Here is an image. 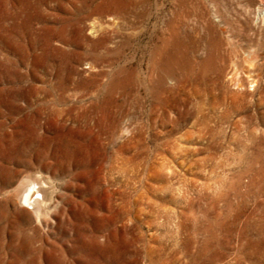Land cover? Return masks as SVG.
<instances>
[{"label":"rangeland","instance_id":"rangeland-1","mask_svg":"<svg viewBox=\"0 0 264 264\" xmlns=\"http://www.w3.org/2000/svg\"><path fill=\"white\" fill-rule=\"evenodd\" d=\"M0 67L2 261L264 264V0H0Z\"/></svg>","mask_w":264,"mask_h":264},{"label":"bare ground","instance_id":"bare-ground-1","mask_svg":"<svg viewBox=\"0 0 264 264\" xmlns=\"http://www.w3.org/2000/svg\"><path fill=\"white\" fill-rule=\"evenodd\" d=\"M119 5V4H118ZM115 11V10H114ZM118 17V16H117ZM16 21V20H15ZM15 27V26H14ZM8 28V27H7ZM18 28V27H17ZM67 29V28H66ZM12 30V29H11ZM14 31V30H13ZM29 31V30H27ZM14 33V32H13ZM35 33V32H34ZM16 34V33H15ZM8 35V34H7ZM14 35V34H13ZM9 37V36H8ZM107 37V36H106ZM16 38V37H15ZM7 39V38H6ZM17 39V38H16ZM15 39V40H16ZM10 40V39H9ZM13 40V39H11ZM107 41V40H106ZM11 42V41H10ZM108 43V42H107ZM110 43V42H109ZM108 45V44H107ZM18 46V45H17ZM104 48V47H103ZM107 48V47H106ZM102 49V48H101ZM106 50V49H105ZM107 51V50H106ZM110 53V52H109ZM114 53V52H113ZM106 55V54H104ZM103 59V58H102ZM107 59V58H105ZM109 60V59H108ZM104 61V60H103ZM110 61V60H109ZM113 61V60H112ZM108 62V61H107ZM1 68V67H0ZM62 82V81H61ZM64 84V83H63ZM81 85V84H80ZM83 85V84H82ZM80 87V86H79ZM85 87V86H84ZM61 89V88H60ZM97 92V91H96ZM106 97V96H105ZM63 98V97H62ZM102 101V100H101ZM108 102V101H107ZM104 103V102H103ZM110 103V102H109ZM100 105V104H99ZM103 106V105H102ZM101 106V107H102ZM112 106V105H111ZM99 108V107H98ZM109 108V107H108ZM111 108V107H110ZM109 108V109H110ZM71 109V108H70ZM87 109V108H86ZM101 109V108H100ZM60 111V110H59ZM66 111V110H65ZM113 111V110H112ZM55 112V111H54ZM64 112V111H63ZM68 112V111H67ZM85 112V111H84ZM111 112V111H110ZM61 113V112H60ZM85 114V113H84ZM92 114V113H91ZM105 114V113H104ZM107 114V113H106ZM111 114V113H110ZM77 115V114H76ZM96 115V114H95ZM78 116V115H77ZM89 116V115H88ZM105 116V115H104ZM226 116V115H225ZM111 117V116H110ZM113 117V116H112ZM111 117V118H112ZM76 118V117H75ZM78 118V117H77ZM92 118V117H91ZM105 118V117H104ZM81 120V119H79ZM91 120V119H89ZM93 121V120H91ZM109 121V120H108ZM111 121V120H110ZM87 122V121H86ZM90 123V122H89ZM107 123V121H106ZM114 123V122H113ZM92 124V122H91ZM95 124V123H94ZM107 126V125H106ZM109 126V124H108ZM113 126V125H112ZM111 126V127H112ZM93 127V126H91ZM96 127V126H95ZM110 127V128H111ZM82 129V128H81ZM85 129V128H84ZM88 129V128H87ZM116 129V128H115ZM114 130V129H113ZM73 131V130H72ZM76 131V130H75ZM83 131V130H82ZM85 131V130H84ZM89 131V130H88ZM91 131V130H90ZM105 131V130H104ZM94 132V131H93ZM99 132V131H98ZM101 132V131H100ZM99 132V133H100ZM108 132V131H107ZM111 132V130H110ZM109 132V134H110ZM74 133V132H73ZM90 133V132H89ZM98 133V134H99ZM117 133V132H116ZM71 134V133H70ZM85 134V132H84ZM92 134V133H91ZM96 134V133H95ZM97 134V135H98ZM1 135V134H0ZM69 135V134H68ZM81 135V134H80ZM79 135V136H80ZM106 135V134H105ZM91 136V135H90ZM83 139H84V136H82ZM111 137V136H110ZM81 138V136L79 137ZM86 138V136H85ZM88 138V137H87ZM92 138V137H91ZM69 139V138H68ZM67 139V140H68ZM102 139V138H101ZM112 139H113V136H112ZM77 140V139H76ZM88 140V139H87ZM96 140V139H95ZM95 140H93L95 142ZM7 141V140H6ZM82 141V140H81ZM74 142V141H73ZM102 145V141H100ZM69 143H71V141H69ZM85 143V142H84ZM91 143V142H90ZM6 144V143H5ZM66 147L68 146L67 148V153L66 155L69 156L70 158V161L74 160L76 165H80L82 164L83 166L85 165V162H87L86 159H88V156L91 158V150L89 147H91V145L89 144H83V142L78 145L79 148L77 149L78 151H76L75 148H73L72 146L70 147L69 144H67L66 142ZM72 145V144H70ZM76 145V144H74ZM77 145V146H78ZM5 146V145H4ZM76 146V147H77ZM96 149V147H94ZM7 150V149H6ZM97 151V149H96ZM98 151H100V149H98ZM95 152V151H93ZM63 153V152H62ZM97 153V152H96ZM100 155V154H99ZM94 158V155H92ZM98 157V155H96ZM96 157V159H97ZM127 158V157H126ZM125 158V159H126ZM134 158V157H132ZM131 158V159H132ZM95 160V159H94ZM90 162V160H88ZM101 161V160H100ZM68 162V161H67ZM72 163V162H71ZM97 164V163H96ZM70 165V164H69ZM88 165V164H87ZM95 165V164H94ZM2 166V165H1ZM86 171V170H85ZM79 172H77L76 174H78ZM83 173V172H82ZM92 174V173H91ZM75 177V176H74ZM80 177V176H79ZM86 178V176H85ZM90 179V178H89ZM23 180V179H22ZM97 181V180H96ZM88 182V181H87ZM98 182V181H97ZM95 183V182H94ZM97 184V183H96ZM90 185V184H89ZM21 186H22V189H21ZM47 183L45 181H43L42 179H38L36 177H33V176H27L22 182L21 184L14 190V195L18 196L20 202L22 204H24L25 206H30V208L32 207L36 213H37V216L38 218L41 217V214H43L42 210L45 206H47ZM93 187H95V184L93 185ZM96 188V187H95ZM94 189V188H93ZM91 191V190H90ZM10 192V191H9ZM97 192V191H96ZM13 193V192H12ZM93 193L95 194V192L93 191ZM95 196V195H94ZM17 198V199H18ZM94 198V197H93ZM18 200V201H19ZM81 201V200H80ZM87 203V202H86ZM83 204V203H82ZM95 206V205H94ZM3 207V206H2ZM81 207V206H80ZM6 208V207H5ZM46 208V207H45ZM32 209V210H33ZM75 209V208H74ZM82 209V207H81ZM1 210V209H0ZM87 210V209H86ZM85 210V211H86ZM48 211V210H47ZM1 212V211H0ZM73 212V211H72ZM91 213V212H90ZM2 214L3 216H7V212L5 210L2 211ZM80 214V213H79ZM87 214V213H86ZM44 216V215H43ZM75 216V215H74ZM91 216V215H90ZM89 216V218H90ZM94 216V215H93ZM92 216V217H93ZM45 218V217H44ZM70 218V217H69ZM78 218V217H76ZM94 219V218H93ZM80 220V219H79ZM92 220V219H91ZM37 221V220H36ZM41 220H39L40 222ZM22 222V221H20ZM94 223V222H93ZM81 224V223H80ZM30 225V224H29ZM79 225V224H78ZM95 225V224H94ZM20 226V225H19ZM18 226V227H19ZM81 226V225H79ZM85 226V225H84ZM78 227V226H76ZM81 229V228H80ZM91 229V228H90ZM93 229V228H92ZM96 229V228H95ZM100 229V228H99ZM25 230V229H24ZM15 231V230H14ZM25 232V231H24ZM74 232V231H73ZM75 233V232H74ZM85 235V234H84ZM85 237V236H84ZM126 237V236H125ZM79 238V237H78ZM124 238V237H123ZM127 238V237H126ZM45 239V238H44ZM15 242H16V245L19 246L20 250H16L14 249L15 247V243L13 242L12 245L9 244V246L4 250V253L8 256H11L10 257V260L4 262L2 261L1 257H0V261H1V264H43V261L42 259L45 257V255H42V253H39V254H35V251L37 250V247L34 245V237L33 236H29V234H24L21 235V234H16L15 235ZM79 240V239H78ZM119 240V239H118ZM125 240V239H123ZM79 243V242H78ZM93 245V244H92ZM90 247V246H89ZM103 247V246H102ZM57 248V247H56ZM88 248V247H87ZM75 249V248H74ZM85 249V248H84ZM98 249V248H97ZM96 249V250H97ZM72 250V249H71ZM91 250V249H90ZM94 250V249H93ZM101 250V249H100ZM70 251V250H69ZM82 251V250H81ZM80 251V252H81ZM103 251V250H102ZM54 252V251H53ZM113 252V251H112ZM100 253V252H99ZM117 253V252H116ZM45 254V253H44ZM72 254V253H71ZM84 254V253H83ZM115 254V253H114ZM49 255V254H48ZM67 255V254H66ZM64 255V256H66ZM89 255V254H88ZM87 255V256H88ZM50 256V255H49ZM56 256V255H54ZM68 256V255H67ZM86 256V255H85ZM99 256V255H98ZM105 256V255H104ZM103 256V257H104ZM122 257V256H121ZM67 258V257H66ZM57 259V258H56ZM70 259V258H69ZM74 259V258H73ZM108 259V258H107ZM112 259V258H111ZM115 259V258H114ZM48 260H50V257H48ZM100 260V259H99ZM54 261V260H53ZM110 261V260H109ZM115 261V260H114ZM127 263V262H126ZM56 264V263H55ZM58 264H71L70 262H68L64 257H59L58 258ZM74 264V263H73ZM81 264V263H80ZM91 264V263H89ZM96 264V263H95ZM113 264V263H112Z\"/></svg>","mask_w":264,"mask_h":264}]
</instances>
